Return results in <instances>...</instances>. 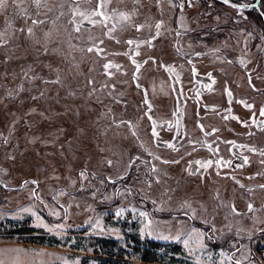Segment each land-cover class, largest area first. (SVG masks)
Segmentation results:
<instances>
[{"label": "rangeland", "instance_id": "1", "mask_svg": "<svg viewBox=\"0 0 264 264\" xmlns=\"http://www.w3.org/2000/svg\"><path fill=\"white\" fill-rule=\"evenodd\" d=\"M261 7L0 0V264H264Z\"/></svg>", "mask_w": 264, "mask_h": 264}, {"label": "snow or ice", "instance_id": "2", "mask_svg": "<svg viewBox=\"0 0 264 264\" xmlns=\"http://www.w3.org/2000/svg\"><path fill=\"white\" fill-rule=\"evenodd\" d=\"M223 3H225V4H230V3H231V0H223ZM231 6L234 7V8L236 7L235 4H232ZM34 23H35V21H34ZM157 27H159V24L157 25ZM129 43H131V42H129ZM88 51H92V49L89 48ZM105 67H108V66L105 65ZM247 107L251 108V105H247ZM261 115L264 116V109L261 110ZM153 135H154V136L157 135V133L155 132V128L153 129ZM167 146H168L169 148H172L174 151L178 150V149H176L175 146H174L173 144H171V143H168ZM173 162H174V163H178L179 161H173ZM109 163H111V162L109 161ZM217 163H219V162H217ZM210 164H211V162H208L207 164H204V165H202V166L205 167V168H207L208 166H210ZM154 170H155V169H154ZM82 175H83V173H82ZM262 187H264V186H262ZM249 209L251 210V205H249ZM117 215H118V216L121 215V212H117ZM140 215H141V216H145L146 214H145V213H140ZM41 226H42V225H41ZM162 238L167 239V237H162ZM187 243H188V242L185 241V245H187ZM237 264H239V262H237Z\"/></svg>", "mask_w": 264, "mask_h": 264}, {"label": "water", "instance_id": "3", "mask_svg": "<svg viewBox=\"0 0 264 264\" xmlns=\"http://www.w3.org/2000/svg\"><path fill=\"white\" fill-rule=\"evenodd\" d=\"M215 1L223 3V0H215ZM232 4H235L236 5L235 9H238V10H244V9H250V8H256L257 10L259 9V0H254V2L252 3H237V2L231 1L230 4H225V5L232 7L231 6ZM260 13H261V16L264 22V14L262 12Z\"/></svg>", "mask_w": 264, "mask_h": 264}, {"label": "trees", "instance_id": "4", "mask_svg": "<svg viewBox=\"0 0 264 264\" xmlns=\"http://www.w3.org/2000/svg\"><path fill=\"white\" fill-rule=\"evenodd\" d=\"M233 1V0H231ZM264 3V0H259V7L260 9L262 8L261 6L263 5ZM245 12H255V9L254 8H250V9H244ZM263 21L262 17H261V22ZM247 73V76L248 77H251V72L250 71H245ZM264 90V89H263ZM112 244H116L115 241H110ZM110 255H114L113 253H110ZM141 259L144 260V261H153V260H156L154 258H149L147 255H141Z\"/></svg>", "mask_w": 264, "mask_h": 264}, {"label": "flooded vegetation", "instance_id": "5", "mask_svg": "<svg viewBox=\"0 0 264 264\" xmlns=\"http://www.w3.org/2000/svg\"><path fill=\"white\" fill-rule=\"evenodd\" d=\"M196 84H197V83H196ZM197 86H198L197 88L200 87L199 84H198ZM202 148L205 149V150H207V151H209V152H213V149H212L211 147L207 146V145H202ZM242 149H243V148H240L239 152H242V151H241ZM213 160H214V159H213ZM219 163H220L222 166H224L225 168H226V165H227V164H229V165L231 166V161H229L227 157H226V159H224L223 162H219ZM214 164H215V163H214Z\"/></svg>", "mask_w": 264, "mask_h": 264}]
</instances>
